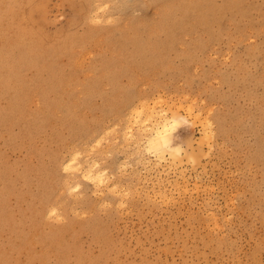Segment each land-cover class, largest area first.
<instances>
[{
  "label": "rangeland",
  "instance_id": "rangeland-1",
  "mask_svg": "<svg viewBox=\"0 0 264 264\" xmlns=\"http://www.w3.org/2000/svg\"><path fill=\"white\" fill-rule=\"evenodd\" d=\"M202 4L0 0V264H264V0Z\"/></svg>",
  "mask_w": 264,
  "mask_h": 264
},
{
  "label": "bare ground",
  "instance_id": "bare-ground-1",
  "mask_svg": "<svg viewBox=\"0 0 264 264\" xmlns=\"http://www.w3.org/2000/svg\"><path fill=\"white\" fill-rule=\"evenodd\" d=\"M175 1V0H174ZM166 2V1H165ZM198 5L202 6L203 0H196ZM161 3V2H160ZM197 5V6H198ZM197 9V8H196ZM201 9V8H200ZM163 13V12H162ZM196 16H200L198 13H196ZM201 17V16H200ZM204 17V16H203ZM162 21V19L160 20ZM193 21V20H191ZM162 23V22H161ZM172 25V24H171ZM171 29V28H170ZM156 30V29H155ZM152 32V31H151ZM153 33V32H152ZM148 40V39H147ZM32 46V44L30 45ZM140 65V64H139ZM132 70V69H131ZM114 103V102H113ZM115 109V108H114ZM118 109V108H117ZM137 114V113H136ZM138 115V114H137ZM135 116V115H134ZM67 120V119H66ZM168 124V123H167ZM166 123H163L161 126L154 128V131L150 134V136L147 139V147L151 148L154 152V154L157 156V158H162L163 153L165 150L169 151V154L174 155L176 152H178V148L172 147L170 145V133H169V125ZM158 126V125H157ZM146 147V146H145ZM154 155V156H155ZM70 164V163H69ZM69 165H67L68 167ZM71 166V164H70ZM91 175V174H90ZM96 175V174H95ZM98 175V174H97ZM92 176V175H91ZM59 235V233H58ZM62 246V245H61ZM60 260V259H59Z\"/></svg>",
  "mask_w": 264,
  "mask_h": 264
}]
</instances>
